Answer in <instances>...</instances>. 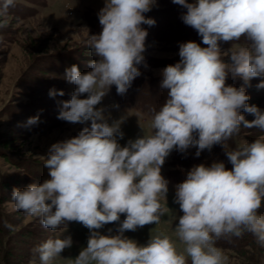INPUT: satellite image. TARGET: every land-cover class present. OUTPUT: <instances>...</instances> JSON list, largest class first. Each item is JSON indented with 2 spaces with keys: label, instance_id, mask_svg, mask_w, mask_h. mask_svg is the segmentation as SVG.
<instances>
[{
  "label": "clouds",
  "instance_id": "1",
  "mask_svg": "<svg viewBox=\"0 0 264 264\" xmlns=\"http://www.w3.org/2000/svg\"><path fill=\"white\" fill-rule=\"evenodd\" d=\"M184 7L182 21L202 37L180 44V61L162 70L161 88L167 99L151 109L150 133L129 140L126 146L121 122L105 117L97 108L113 85L124 95L141 76L148 31L155 25L146 18L155 0H105L98 17L102 32L91 35L87 46L97 59L91 71L81 73L73 65L66 79L76 85L71 99L63 101L58 118L69 123L91 121L78 136L53 144L43 165L50 179L24 188H14L11 199L17 211L39 219L55 233L68 222L90 230L87 246L72 264H228L217 246L251 234L264 246V135L229 150L228 141L239 135L240 126L264 130V112L247 102L245 87L226 84L229 74L250 83L264 77V0H173ZM16 0H0V17ZM6 21H0V28ZM221 42H232L227 51ZM229 56L231 63H226ZM264 89V80L257 85ZM50 96L57 95L55 90ZM64 95L63 91L58 93ZM87 94V98H81ZM118 107V106H117ZM246 111L255 116L248 121ZM39 117L29 118V125ZM222 144L232 168L224 162L194 166L176 186L175 202L183 215L174 237L151 235L146 245L124 236L148 224H159L170 209L169 181L161 175L166 157L175 148L186 153L196 147V156ZM118 235L99 229L117 222ZM5 227L12 225L5 222ZM111 232V229L109 230ZM73 245L72 237H49L35 246L29 264H52Z\"/></svg>",
  "mask_w": 264,
  "mask_h": 264
},
{
  "label": "rangeland",
  "instance_id": "2",
  "mask_svg": "<svg viewBox=\"0 0 264 264\" xmlns=\"http://www.w3.org/2000/svg\"><path fill=\"white\" fill-rule=\"evenodd\" d=\"M104 6L105 0H16V6L10 7L8 14L0 17V21L7 22L0 28V226L5 232V237H2L4 246L10 247L16 255L12 264H29L31 250L49 237L61 235L63 239L70 235L73 240L72 247L66 248L52 264H72V259L87 246L90 230L81 223L68 222L67 228L61 227L53 233L44 228L38 218L17 211L11 196L14 188L23 190L30 184L50 179L43 165L50 147L78 136L85 127L91 126V121L69 123L58 116L61 102L70 100L76 88L65 78L66 70L76 65L81 73H87L91 71L89 61L97 59L91 55L87 40L91 35L102 32L98 14ZM186 11L173 0H155L151 11L145 13L146 18L156 21L155 25H142L148 36L143 53L145 61L138 65L141 76L133 81L124 95H119L113 85L101 104L96 106L105 109L109 123L121 122L124 137L118 138V143L122 147L129 140L152 131L151 117L139 110L119 106L114 97L125 101L136 94L146 108L158 109L167 99L168 91L161 88L162 70L180 61V44L192 41L207 47L198 32L182 21L181 16ZM232 46V42H221L225 52ZM224 60L231 63L229 56ZM262 80L264 77H257L245 84L239 76L229 74L226 84L245 87L250 97L247 103L264 112V89L257 87ZM51 90H55L57 95L50 96ZM60 91L64 95H59ZM81 98H87V94ZM128 100L125 102L127 105ZM242 115L248 121L255 119L246 111H242ZM37 116L36 124L27 123L29 118ZM261 135H264V130L259 127L246 128L241 124L239 135L227 142L228 148L231 150L245 142H254ZM9 142L14 144L5 149ZM196 151V147H190L186 153H181L174 148L162 165L161 175L168 181L182 183L187 173L200 164L211 166L213 162H224L226 168H232L222 144L204 150L199 157ZM8 185L11 186L7 188ZM168 188L167 200L162 203L170 211L161 218V222L126 231L125 237L140 245H146L151 235L157 233H166L175 239L174 229L183 212L175 202L176 187L169 182ZM260 214L264 215V206ZM125 218L126 215L122 214L119 221L106 224L98 231L104 235H118L119 225ZM5 222L11 224L12 229L5 227ZM27 232L32 237L23 240L22 234ZM217 246L224 250L228 264H264V246L259 245L249 233L231 241L222 239Z\"/></svg>",
  "mask_w": 264,
  "mask_h": 264
},
{
  "label": "trees",
  "instance_id": "3",
  "mask_svg": "<svg viewBox=\"0 0 264 264\" xmlns=\"http://www.w3.org/2000/svg\"><path fill=\"white\" fill-rule=\"evenodd\" d=\"M114 98H115V100L119 106L139 110L144 115L151 117V110L149 108H146L144 106V104H141V102H140V100H138L136 94L135 95L133 94L131 97L128 98L129 100L126 99L125 101H123L121 98H118L117 96H115ZM127 100H128V105H127V103H125ZM164 100L166 101V99H164ZM129 101H131V102L129 103ZM133 101H135L137 103L133 104L132 103ZM159 101L160 100H158L156 102H159ZM154 105H156V104H154ZM13 144H14V142L7 143L5 145V149L12 146ZM9 161H11V160H9ZM169 182L172 185H174L175 187L179 183H181V182H178L177 180H174V181L169 180ZM10 186L11 185H8L7 188H9ZM4 234H5L4 229L0 226V264H12V263H15L16 255L14 254L13 250L10 249V247L8 248L7 246H4L3 241H2V237H5ZM9 235H11V234H9ZM31 235L32 234L30 232L24 233V234H22V239L24 240L25 237L31 238L32 237ZM18 243H20V242H18ZM17 259H20V256Z\"/></svg>",
  "mask_w": 264,
  "mask_h": 264
}]
</instances>
